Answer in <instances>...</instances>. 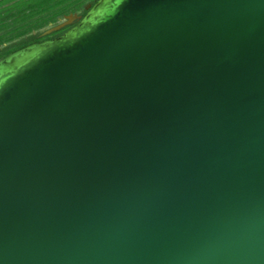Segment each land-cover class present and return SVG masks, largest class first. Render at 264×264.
Masks as SVG:
<instances>
[{
	"label": "water",
	"instance_id": "1",
	"mask_svg": "<svg viewBox=\"0 0 264 264\" xmlns=\"http://www.w3.org/2000/svg\"><path fill=\"white\" fill-rule=\"evenodd\" d=\"M0 59V264H264V0H98Z\"/></svg>",
	"mask_w": 264,
	"mask_h": 264
},
{
	"label": "trees",
	"instance_id": "2",
	"mask_svg": "<svg viewBox=\"0 0 264 264\" xmlns=\"http://www.w3.org/2000/svg\"><path fill=\"white\" fill-rule=\"evenodd\" d=\"M14 0H8L4 3H12L7 7L0 8V25L8 21L13 20V48L11 50L15 51L26 45L37 40V38L32 34L33 30H40L42 28L48 27L50 24H57L60 19L65 15L77 13L81 16L86 14V9H84V4L90 2L94 5L98 0H19L18 2H13ZM22 4L21 6H19ZM3 5V4H0ZM12 6L11 8H9ZM12 9L10 14L2 15L3 10ZM24 14V18L20 21L21 12ZM29 19H26V18ZM17 19V20H16ZM73 25L67 26L66 28L53 33L48 38H53L63 34L66 30L70 29ZM6 33V29H3ZM9 34V32L7 33ZM11 37L7 35L6 39L9 40ZM5 38H0V43L6 40ZM10 51V50H9ZM7 53V52H6ZM5 54L1 55L4 56Z\"/></svg>",
	"mask_w": 264,
	"mask_h": 264
},
{
	"label": "flooded vegetation",
	"instance_id": "3",
	"mask_svg": "<svg viewBox=\"0 0 264 264\" xmlns=\"http://www.w3.org/2000/svg\"><path fill=\"white\" fill-rule=\"evenodd\" d=\"M1 1H3V0H0V2ZM19 0H14L13 2H18ZM10 4H12V3H4L3 5H0V8L1 7H7V6H9ZM91 3L90 2H87V3H85L84 4V9H86V7L88 6V5H90ZM73 15H78V16H81L80 14H77V13H72ZM68 15H71V14H68ZM68 15H65L62 19H60V21L57 23V24H50L48 27H46V28H42V29H40V30H33L32 31V34L37 38V40L36 41H34V42H41V41H44V40H47V39H52V38H48L49 36H51L53 33H55V32H58V31H55V32H53V33H50V34H47L48 33V31L49 30H51L52 28H54V27H56V26H58L59 24H61V23H63V22H65L66 20H67V16ZM10 22H11V20H10ZM77 23V20L73 23V24H71V25H75ZM68 26H70V25H68ZM72 26V27H73ZM67 27V26H66ZM65 27V28H66ZM64 29V28H63ZM62 30V29H61ZM60 31V30H59ZM67 31V30H66ZM7 35L9 36V37H11L9 40H7L6 39V37H7ZM56 37H58V36H56ZM0 38L2 39V38H5L6 40H4L3 42H1L0 43V59H2V58H4V57H6L8 54H10L11 52H13V50H11L12 48H13V34H6L4 31H1L0 30ZM53 38H55V37H53ZM34 42H32V43H34ZM31 44V43H30ZM10 50V51H9ZM7 52V53H6ZM3 54H5L4 56H1V55H3Z\"/></svg>",
	"mask_w": 264,
	"mask_h": 264
},
{
	"label": "rangeland",
	"instance_id": "4",
	"mask_svg": "<svg viewBox=\"0 0 264 264\" xmlns=\"http://www.w3.org/2000/svg\"><path fill=\"white\" fill-rule=\"evenodd\" d=\"M5 1H8V0H3L0 2V4H4ZM22 4H20L19 6H21ZM12 6H10L9 8H11ZM12 12V9H7L6 11L3 10L2 11V15H6V14H10ZM21 12V17L20 18V21L22 20V18H24V14L22 13V10H20ZM25 19V18H24ZM26 19H29L28 17ZM17 20V19H16ZM3 29H6V34L9 32L10 34H13V20H11L10 22V19L7 21L6 20V23L0 25V30H3Z\"/></svg>",
	"mask_w": 264,
	"mask_h": 264
}]
</instances>
